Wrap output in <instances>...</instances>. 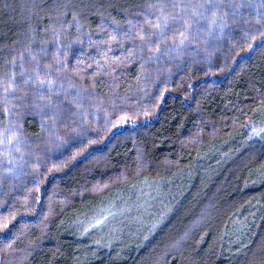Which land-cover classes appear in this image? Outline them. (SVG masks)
I'll list each match as a JSON object with an SVG mask.
<instances>
[{
    "label": "trees",
    "instance_id": "16d2710c",
    "mask_svg": "<svg viewBox=\"0 0 264 264\" xmlns=\"http://www.w3.org/2000/svg\"><path fill=\"white\" fill-rule=\"evenodd\" d=\"M158 2L173 0H0V79L13 59L21 71V54L29 72L30 54L42 72L60 60L85 114L52 131L45 112L11 93L5 101L0 85V264H264V136L250 138L264 129L262 0H234L245 7L211 55L141 68L125 33L159 15ZM199 162L206 168L145 243L107 252L80 227L97 201Z\"/></svg>",
    "mask_w": 264,
    "mask_h": 264
},
{
    "label": "snow or ice",
    "instance_id": "6c2138e0",
    "mask_svg": "<svg viewBox=\"0 0 264 264\" xmlns=\"http://www.w3.org/2000/svg\"><path fill=\"white\" fill-rule=\"evenodd\" d=\"M261 6H264V0ZM153 7L160 10L159 15L146 16V21L141 22L136 31L129 29L125 33V35L130 34L134 41L131 50L139 57L141 68L145 64L159 65L165 58L172 61L183 59L185 55L203 54L205 57L211 55L215 41L226 38L228 16L235 17L238 10L245 5L237 4L234 0H228L227 3L225 0H202L200 3H193L192 0L188 2L173 0L172 3L158 2ZM165 9L168 11L165 12ZM118 35L119 33H116L111 38L115 40ZM19 59L21 71L19 73L15 71L16 60L13 59L9 78L0 79L5 101H9L11 93L12 99L45 112L52 121V131H55L57 124L64 125L65 128L70 123L74 124L76 121L73 118L76 116L85 118V114L81 111L83 105L80 93L70 92L65 86V77L61 74L67 71V66L62 61L57 60L54 67H48L42 72L37 57L30 54L29 59L36 61V64L29 72L24 66L23 54ZM17 76L20 77L19 80ZM17 93L19 94L16 95ZM30 95L33 98L31 101L28 99ZM72 130L76 131L75 128ZM12 135L15 136L16 133L13 132ZM3 142L0 140V143ZM7 144L9 146L12 144L10 137L7 139ZM16 150L19 151V148L17 147ZM8 163L11 164L12 160L9 159ZM8 224L7 217L0 219V231L8 229ZM14 242L9 236L5 237L7 248H11Z\"/></svg>",
    "mask_w": 264,
    "mask_h": 264
},
{
    "label": "rangeland",
    "instance_id": "374dc122",
    "mask_svg": "<svg viewBox=\"0 0 264 264\" xmlns=\"http://www.w3.org/2000/svg\"><path fill=\"white\" fill-rule=\"evenodd\" d=\"M263 136L264 129L253 128L250 138L256 141ZM205 165L207 163L199 162L158 183L129 187L125 193H115L97 201L84 209L80 227H86L83 232L88 230L87 238L97 248L107 252L140 236L141 242L145 243L172 214L177 204L185 199L195 177L206 168ZM77 221L70 222L65 228H77Z\"/></svg>",
    "mask_w": 264,
    "mask_h": 264
}]
</instances>
